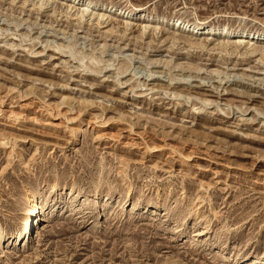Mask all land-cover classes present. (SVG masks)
<instances>
[{"label": "rangeland", "instance_id": "1", "mask_svg": "<svg viewBox=\"0 0 264 264\" xmlns=\"http://www.w3.org/2000/svg\"><path fill=\"white\" fill-rule=\"evenodd\" d=\"M91 1L0 0V264H264V45L157 23L264 0Z\"/></svg>", "mask_w": 264, "mask_h": 264}, {"label": "bare ground", "instance_id": "2", "mask_svg": "<svg viewBox=\"0 0 264 264\" xmlns=\"http://www.w3.org/2000/svg\"><path fill=\"white\" fill-rule=\"evenodd\" d=\"M64 1L69 4L70 8L80 7L79 8L80 19L83 18L85 14L88 13L92 14L93 11H98V20L102 19V21H104L103 18L105 17V15L111 12H115V13L118 12L121 15L122 19L135 18L136 15H139L138 17L140 18L139 21L142 20V22L143 20H146L147 17L144 13H140L139 11L136 10L134 11L118 10L113 6L95 3L92 2L91 0H64ZM167 22H169V26L173 30H178L180 32L187 33L188 35L193 37H211V36L218 38L226 37L229 39H234L236 41L238 40L240 42H244V43L246 42V44L255 41L257 44L264 45V32L257 33L248 30H230L224 26L212 28L209 25H197L194 23L181 21L179 19L168 20L165 17H161L157 20V23L159 24L167 23ZM58 50H61V48L60 49L58 48ZM36 195L33 194V192L29 193L25 199L28 205V210H27V214L25 215V217L21 222V228L23 229V232L22 233L19 232L20 234L17 235V239H21L19 238L21 237V235L23 236L26 235V237L22 238L21 242L29 238V234L34 229V223H35L34 221H37L39 219L41 222L42 220L40 219L41 216L40 211H42V209L40 207V204H38V199Z\"/></svg>", "mask_w": 264, "mask_h": 264}]
</instances>
